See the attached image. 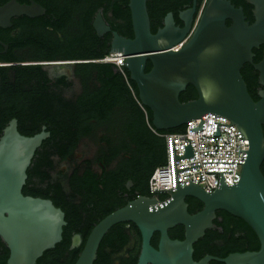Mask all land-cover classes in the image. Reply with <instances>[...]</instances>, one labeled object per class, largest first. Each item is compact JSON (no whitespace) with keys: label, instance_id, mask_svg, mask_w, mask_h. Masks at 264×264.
I'll list each match as a JSON object with an SVG mask.
<instances>
[{"label":"water","instance_id":"obj_1","mask_svg":"<svg viewBox=\"0 0 264 264\" xmlns=\"http://www.w3.org/2000/svg\"><path fill=\"white\" fill-rule=\"evenodd\" d=\"M148 0H128L133 38L128 39L111 31L98 11L92 27L98 37L111 34L110 52L125 57L124 69L136 85L138 101L152 115L151 125L156 131L180 128L186 123L213 114L228 119L237 126L243 140L248 141L246 159L242 164L238 183H225L219 173L218 187L212 192L203 191L189 181L180 188L176 161L194 156L191 143L183 146V156L173 157L176 190L155 189L156 195L171 193L164 203L155 199L139 198L103 218L88 234L74 264H93L98 247L105 234L116 224L131 222L141 234V248L137 264H264V176L260 167L264 161V0H245L252 7L253 22L246 21L243 10L226 0H209L194 26L195 0L191 10L181 17L183 28H176L171 14L164 26L152 34L147 12ZM45 9L34 0L20 4L9 0L0 6V28L11 26L17 17L29 19L45 15ZM226 21H230L226 25ZM184 45L174 49L187 38ZM4 48L6 46L0 42ZM263 46L259 63L254 64L258 82L262 86L259 99L253 101L241 76L244 64L252 63L253 49ZM147 62L150 70L145 73ZM58 64V63H56ZM197 94L195 100L184 103L179 95L187 86ZM199 127L193 132L203 130ZM213 136H219V125ZM230 124V125H231ZM230 125H224L226 127ZM45 135L24 137L17 132L16 120H11L0 137V239L9 256L5 264H36L42 254L61 241L65 225L63 213L50 201L24 196L22 187L25 171L33 151ZM238 152V154H239ZM200 180V176H199ZM192 197L203 204L202 210L189 215L184 203ZM222 211L242 220L255 234L259 249L231 253L224 258L206 255L193 260V245L213 227L216 212ZM181 225L182 240H172L168 230ZM159 233L157 249L151 244L153 233ZM82 239L74 235L70 250L80 247Z\"/></svg>","mask_w":264,"mask_h":264},{"label":"flooded vegetation","instance_id":"obj_2","mask_svg":"<svg viewBox=\"0 0 264 264\" xmlns=\"http://www.w3.org/2000/svg\"><path fill=\"white\" fill-rule=\"evenodd\" d=\"M208 1L195 0L196 11L192 26L198 21ZM226 1L242 10V4L246 3L245 0ZM154 2L159 4L160 12L156 17L152 15L156 31L164 26L168 14H171L176 28H183L184 22L181 17H185L194 4V0H149L150 6ZM112 4L115 5L116 0H112ZM251 11L252 7L250 10L252 16ZM107 16L109 19L112 17L110 12ZM19 18L21 17H17L18 20ZM12 20L9 28H0L2 37L7 39L13 37L14 29L17 33L20 32L21 26L14 27ZM228 22L230 24V21ZM114 24L122 29L121 20H116ZM189 36L190 34L186 39ZM3 44L6 48L0 45L2 47L0 56L7 55L10 48L9 44ZM14 53L23 60L16 63V69L0 63V71L5 72L10 79V84L7 85L0 74V94L7 91L8 94L13 93L17 97V107L13 112L17 118L11 120H16L19 135L46 136L32 153L25 171L22 192L50 201L63 213L65 222L63 227L78 230L94 228L107 215L139 198L155 199L158 203H164L172 197L171 193L155 196L146 193V178L157 161L150 155L151 130L147 123L146 125L143 123L142 115L128 98L118 96V91L107 88L93 78L87 81L77 75L76 64L82 61L34 60L30 58L31 55L26 49H17ZM252 53L254 55L252 63L244 64L240 73L250 97H256L258 100L263 88L258 82V72L253 65L261 60L263 46L253 49ZM113 73L120 72L115 68ZM96 76L97 72H93L92 77ZM115 92L118 101L117 98L111 101V96ZM97 98H100L103 105L89 116L86 106ZM135 102L144 111V107L137 99ZM6 104L3 98L0 101L1 109ZM75 107L80 110L78 129L69 131L56 129L53 125V116H61L59 120H62L68 115L62 111ZM8 124L2 129L1 135ZM66 134L77 136V139L73 143L48 140L53 135ZM152 134L157 139L162 138L159 131ZM157 145L160 147L161 142L158 141ZM183 201L189 215L197 214L203 208V204L195 198L185 197ZM217 218L216 214L212 229L207 231H211L209 236L214 237L211 245L225 251L228 250L226 244L231 236L227 235L226 241L215 237L217 236L215 228H218V234L221 236L224 234L220 227L215 225L216 221L222 222L223 219ZM177 228H182V231H178ZM230 228L235 227L230 225ZM168 236L172 240L183 239V227L181 225L173 227L168 230ZM103 238L93 264H137L141 234L135 224L131 222L116 224ZM158 241L159 233L155 232L150 241L154 249H157Z\"/></svg>","mask_w":264,"mask_h":264},{"label":"trees","instance_id":"obj_3","mask_svg":"<svg viewBox=\"0 0 264 264\" xmlns=\"http://www.w3.org/2000/svg\"><path fill=\"white\" fill-rule=\"evenodd\" d=\"M9 0H0V6L8 2ZM20 4H28L27 0H17ZM37 4L45 9V15L36 19H29L21 17L13 19L14 27H20V32L13 30L14 34L11 38H4L0 35V41L9 44L10 48L7 55L0 56V63L5 66H17V62L23 60L16 56L14 51L28 50L31 57L34 60L45 62H76L82 61L76 64V74L84 77L85 80L91 78L103 83L107 88H112L118 91V96H124L128 98L132 105L142 115L143 123L148 127H151L152 115L148 108L141 110L135 99L138 100V92L136 85L129 79V74L125 70L124 78L120 73L114 74L115 67L111 64H101L95 61L102 59L110 52L111 34H106L100 38L96 35L92 22L98 10H101V15L105 23L110 27L111 31L116 32L118 35L132 39L133 32L130 20V12L128 9V0H116V4H112V0H34ZM200 2V1H199ZM243 12L246 17V21L250 24L253 22L250 10L251 6L246 3L242 4ZM200 6H198L199 9ZM111 13V19L108 18L107 13ZM147 12L150 19V30L154 34L156 32L155 25L152 23V15L155 17L160 13L159 4L154 2L152 6L147 1ZM153 12V13H152ZM158 18V17H157ZM116 20L123 22L122 29L115 25ZM229 25V22H226ZM12 42V44H10ZM2 47L0 46V51ZM16 64V65H14ZM17 67H15L16 69ZM151 68L149 62L145 67V73ZM97 72L96 77H92V73ZM2 79L10 84V79L5 72H1ZM17 81V79H16ZM116 92L111 96V101H118ZM4 98L6 105L1 109L0 107V136L2 129L8 124L11 119L17 118L13 113L17 107V100L14 94H0V101ZM101 98V97H100ZM100 98L90 102L86 106V112L89 116L97 112L102 107ZM197 94L192 86H187L185 91L179 95V101L181 103L195 100ZM253 101H257L256 97H251ZM120 99V98H119ZM106 103V102H105ZM68 115L64 116L62 120L61 116H53V125L56 129H62L69 131L70 129H78L79 127V115L80 110L77 107L73 109H64L62 113ZM150 129V128H149ZM183 130V126L177 129L159 131L163 134H175ZM150 137V155L156 159L155 166L149 172L146 178V193L150 195L148 191V181L153 170L164 164L165 162V146L163 138L157 139L149 131ZM264 135V128H263ZM31 137V136H28ZM77 136H71L69 134L57 136L53 135L48 140H58L61 142L70 141L74 142ZM161 142V146L158 147L157 142ZM260 171L264 176V161L260 167ZM27 187V186H25ZM24 196L34 197L33 194H26L22 192ZM217 219H223L222 222L216 221L215 225L220 227L219 229L224 232L221 236L218 234V228H215V237L226 241V236L230 234V241L226 244L228 250L221 251L217 246H212L211 242L214 237L209 236L211 231H206L205 236L198 240L193 245V260L198 261L206 255L224 258L231 253H242L246 251H257L259 249V242L252 232V230L240 219L234 218L225 212L218 211ZM239 223V225L237 224ZM230 225H234L235 228H230ZM92 228L84 230H78V228H62L61 241L57 243L54 248L45 251L42 256L36 261V264H74L76 261L83 244L90 233ZM178 231H182V228H177ZM78 234L81 236L82 244L80 247L70 250V244L72 236ZM104 239V238H103ZM180 240H182L180 238ZM9 251L6 245L0 239V264H5L8 259ZM209 264H221L215 261H211Z\"/></svg>","mask_w":264,"mask_h":264},{"label":"built area","instance_id":"obj_4","mask_svg":"<svg viewBox=\"0 0 264 264\" xmlns=\"http://www.w3.org/2000/svg\"><path fill=\"white\" fill-rule=\"evenodd\" d=\"M187 39L183 40L174 49L181 48ZM101 64L113 65L120 74L125 76V57L121 53H108L105 57L95 61ZM202 121L203 130L193 132L191 129L199 127ZM201 119L192 120L183 126V130L175 134H163L165 146V162L156 167L148 181V191L151 196H155V189H171V193L176 190L173 145L176 156H183L185 149L183 146L191 143L194 156L192 158L176 161V170L198 166L196 168L180 171L177 175V183L180 188L188 185L189 181L193 184L197 183L203 191L212 193L219 185L220 174L210 172H232L224 173L225 183L231 186L238 183L241 177L242 164L244 163L247 153L239 151H248V141L243 140L237 126L220 116L206 114ZM216 123L230 125L218 126L219 136H213L216 132ZM153 133H157L152 126L149 127ZM239 152V154H238ZM200 176V180H199ZM166 193V192H162Z\"/></svg>","mask_w":264,"mask_h":264}]
</instances>
